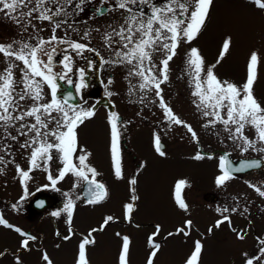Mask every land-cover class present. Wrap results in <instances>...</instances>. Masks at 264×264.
<instances>
[{
    "label": "flooded vegetation",
    "instance_id": "flooded-vegetation-1",
    "mask_svg": "<svg viewBox=\"0 0 264 264\" xmlns=\"http://www.w3.org/2000/svg\"><path fill=\"white\" fill-rule=\"evenodd\" d=\"M246 1L257 5L255 0ZM64 2L65 0H61V3ZM162 2L163 0H155L157 4ZM261 2L264 3V0H261ZM217 3L218 0H213L209 10L214 8ZM51 7L55 9L56 6L52 5ZM150 7L151 4L140 3L135 6V10L137 12L143 10L146 14L144 17L146 19L147 16L151 15ZM65 8L68 15H61L55 18L56 20L65 21L60 23L59 27H56L54 23L35 19L37 23H34L32 31L34 32V29L38 30V36L44 38L47 35L49 37L52 36L53 28H55L56 36H58L60 30H63L66 34L63 39L86 45V49L76 52L70 47V43L57 44V54L54 56V68L58 72L65 71L62 67L64 58L66 56L71 57L70 66L72 71L67 73L66 79H71L73 83L69 86L66 82L61 81L60 94L64 95L72 92L77 97L73 102L79 106L78 110L82 108L94 111V115L86 118L75 130L78 141L75 156L84 155L82 137L79 136L78 129L96 115H100L98 120L99 131H102L104 127L108 131V133L100 132L97 137L100 141L106 142V144L107 141L112 143L109 118L111 113H115L118 117L119 136L117 146L119 160L120 163L127 162L132 165V177L136 176L138 169L141 167L137 154L130 147V143L136 138H140L141 143L145 146H147V143L155 148V138L159 136L161 151L164 153L169 152L171 148H178L180 151L199 154L217 165L221 173L220 165L222 160L224 162L225 160L230 161L232 167L237 169L239 161L243 159H258L260 166L247 171H233V173H230L231 178L223 186H217L216 184L200 189L196 188L193 193L191 189H187V186L183 185L180 189V198L184 200L190 209L203 210L206 221L201 223L190 215L184 216L171 232L183 233L184 235L185 233L187 235L197 233L202 237H214L219 231H222L231 233L240 241H245L247 245L264 248V197L260 196L256 191V188L264 190V152L257 151L254 148L243 151L240 146L241 142L230 139L227 132H201V130L193 129L190 124L186 123L188 118L192 120L191 118H197L202 115V112L193 103L198 98L192 95L194 90L190 86V81L192 80L190 72L192 69L187 64L192 50L189 45L193 44L200 32L191 42H187L184 39L180 41L175 56L169 61L168 79L166 82L161 83V95H157L156 90L151 88V86V90L142 91L139 89V84L143 83V81L137 76L129 75L130 65L105 62L115 59L114 49L119 50L120 46L113 44L112 47H109L105 43L104 34L111 32L113 28L118 29L123 24V17L128 15L127 12L115 9L114 0H72L71 3L65 4ZM49 15H51V12ZM33 18L35 17L33 16ZM5 24L8 25L10 23ZM40 26L45 28V33L39 28ZM93 31L100 34L97 42L102 47L95 48L90 46V38ZM10 32L11 29L9 27L4 29L5 38L21 40L20 38L12 37ZM85 33H88L86 38L84 37ZM113 39L116 40L119 37H113ZM29 43L34 44L36 41L34 39V41ZM88 49H91V51ZM42 58L47 60L46 56ZM163 58V55L159 54H154L153 56L155 63L159 67H162L160 61ZM159 67L155 71L158 72ZM80 70H84L85 73V87L81 89L80 93H76L75 88L81 83ZM44 91L45 100L42 103H47L50 100L47 86H45ZM176 95H179L180 99H176ZM161 96L167 107L172 110V113L183 122L181 125L191 126L193 132L196 133L195 138L187 127H185L186 130L184 132H170L171 122L165 115L164 108L160 106ZM176 100L184 106L189 105L188 116L185 115L187 113L181 111L178 105L176 106ZM26 119L29 123L34 122L31 118ZM18 126L19 123L17 124ZM49 127H54V123H50ZM107 127H109V130ZM141 128L146 132H137ZM10 131H12L13 135L17 134L15 129ZM150 131L154 132L155 135L153 137L149 136ZM88 135L86 134V137ZM246 136L249 139H256L250 134ZM25 139L26 137L19 136L17 140L0 141V144L11 145L10 150L4 153V163L0 164V169H3L0 172V215L12 225L10 229L15 231L16 228H19L27 234L26 236H21L15 231L19 234V240L15 251L12 253H24L32 249L41 250L47 243L57 245L58 240L67 242L76 233L81 235L82 241L87 238L90 243H93L91 241H95V233L102 231L108 223H116L125 227L137 225L131 215H126L121 219L113 218L107 223H105L106 220H103L100 224L89 228L87 233H80L72 224L67 222V213L63 209L68 197L64 193H67L72 198L75 205L74 208L82 204L94 206L101 203L107 195L97 203H88L84 193V189L87 187L85 181H77V178L71 174H67L63 180H60L53 187L47 179L48 172L42 168L30 170L28 156L31 150H25L20 146ZM106 144L101 147L106 148ZM256 147H261L258 141ZM56 155L53 152L54 158L48 165L54 178L58 176V171L62 168V164L56 159ZM75 156L74 162H76ZM111 159L113 161V158ZM17 165L21 169L29 171L30 178L23 183L16 170ZM94 169L97 172L94 177L95 181L103 184L106 189V181L103 174L97 168ZM88 177L90 180L93 179L91 173H88ZM10 180H18L22 188H25V185L27 187L30 186V189L27 190V196H25V191L20 192L18 203L11 199V193L6 188V184ZM77 184L79 186H75ZM234 187L241 191L235 190ZM13 205L16 207L13 208ZM225 208L229 209V211H222ZM234 208L236 210L232 211ZM218 209L221 211H218ZM53 212H60V215L53 216ZM225 216L230 217L231 223L225 221L217 228V221L224 220ZM187 221H191L190 227L187 226ZM138 225H150L154 229L149 234V239L152 243L158 245L164 241L165 235H161V226L159 224L147 221ZM93 229H96V231H93ZM179 229H184V231L180 232L178 231ZM209 229H212V231L209 232ZM90 233L91 235H89ZM240 235L243 236V239L238 238ZM27 236H33L35 239L30 240L28 247L24 248L21 245L22 241L27 239ZM51 236L55 240L51 241ZM221 237L222 234L215 238H218L219 241L225 240V237ZM5 253H10V251L6 248L3 251L1 250L0 257Z\"/></svg>",
    "mask_w": 264,
    "mask_h": 264
},
{
    "label": "snow or ice",
    "instance_id": "snow-or-ice-1",
    "mask_svg": "<svg viewBox=\"0 0 264 264\" xmlns=\"http://www.w3.org/2000/svg\"><path fill=\"white\" fill-rule=\"evenodd\" d=\"M72 0H0V13H4L6 18H10L22 27L23 32H28L31 25L33 14L36 13L35 19L40 21H48L54 23L56 27L65 21L56 20V17L68 15L65 8L66 3ZM257 5L264 9V3L261 0H255ZM143 3L151 4V15L145 19L143 10L137 12L135 6ZM213 0H163L157 4L155 0H114V8L124 10L128 15L123 17V24L120 27L113 28L111 32H106L105 43L112 47L113 44H119V50L114 49V60L105 61L106 63H122L131 66L129 75L139 77L143 83L139 84L140 90H151L154 88L157 95H161L160 85L168 79L169 61L176 54V49L182 39L191 42L201 31L208 16V11ZM55 5V9L51 7ZM131 6V7H130ZM27 9V11H24ZM51 12V15L49 13ZM23 18V19H22ZM34 28V26H33ZM38 30L29 35V40L35 39L36 43L27 41H13L11 44H0V54L5 58L7 67L0 71V141L17 140L19 136L26 137L21 143V147L25 150H31L28 156L30 170L42 168L48 172L47 179L54 187L60 180H63L67 174H71L77 181H85L87 187L84 190L88 203H97L104 199L107 191L103 184L95 181L97 175L96 169L86 164L87 155L75 156L78 147L76 128L84 122L86 118L94 115L91 109L85 110L73 103L77 97L72 92L61 95L60 82H66L72 85L71 79H66L67 73L72 71L70 66L71 57H65L62 67L63 72H58L54 68V56L57 54V44L70 43V47L76 51L86 49V45L78 42H69L59 38L55 34L53 28L52 36L48 40L40 38L37 34ZM88 33L84 34L86 38ZM113 37H119L114 40ZM229 43L225 42L223 51H227ZM91 51V49H88ZM154 54L163 55L159 67L154 59ZM99 55V53H97ZM47 57L44 60L42 57ZM23 64L20 68V79H16L14 69L19 67L16 62ZM259 58L257 53H252L248 66V76L246 82L237 86L227 81L221 82L216 75L208 70L206 79H201L204 61L197 49L193 48L188 57L187 64L192 71L190 75L192 80L190 86L194 88L192 95L197 97L193 103L197 109L202 112L205 117H211L209 123L205 127L215 126L216 123L224 125V131L229 133V138L233 141H240L243 151L254 148L257 151L264 152V107H262L253 95V85L256 79V69ZM159 67V71H155ZM214 67V66H213ZM84 70H80L81 83L76 86V93H80L85 87ZM47 86L49 90L50 100H45L44 88ZM19 89V90H17ZM111 95V93H109ZM31 101V104L25 109V105L21 102ZM160 106L164 108L165 115L168 120L175 124L183 122L177 118L170 108L163 101L161 96ZM226 110V111H224ZM224 112V115L221 113ZM55 113V115H53ZM226 117V118H225ZM26 118H31L29 123ZM109 122L111 125V153L115 164V175L121 177V167L118 154V117L115 113L110 114ZM19 126L17 127V124ZM54 123V127L50 128L49 124ZM192 132L195 138L196 133L193 132L191 126L184 125ZM250 127L256 134V139H249L244 134V129ZM11 129H15L16 135H13ZM257 141L261 147L257 148ZM10 144H0V164L4 163V153L10 150ZM155 149L161 155H165L161 151L160 138H155ZM53 152L56 159L62 164V168L58 171V176L53 177L48 165L53 160ZM74 156L75 161L74 162ZM197 160L203 157L199 154L194 157ZM248 167H258L260 162H245ZM222 175L216 179L217 186L223 184L231 178V168L225 167L224 160L221 161ZM87 169V171H85ZM16 170L21 177V182H25L30 178L28 170H23L16 166ZM240 169H235L239 171ZM3 169H0L2 172ZM88 173H91L93 179H89ZM135 184L136 180L130 181ZM185 181H180L177 185L176 201L181 209L187 211V204L179 196V190ZM75 186H79L78 184ZM251 186V185H250ZM260 196L264 197V190L256 188ZM27 186L25 185V196H27ZM68 197L64 212L67 213V222L71 224L74 202L67 193ZM42 206V205H41ZM16 206L13 205V208ZM131 205L127 208L131 210ZM236 209H232L235 211ZM218 211H221L218 209ZM222 211H229L225 208ZM53 216H59L60 212H53ZM107 217V221L112 220ZM225 221H230V217L225 216L224 220H219L216 227ZM187 226H191V221L186 222ZM0 225L11 228L2 215H0ZM158 227V226H157ZM21 236L27 234L19 228L15 229ZM96 231V229H93ZM178 231L183 232L184 229ZM212 229H209L211 232ZM91 235V233L89 234ZM171 235V233L169 234ZM187 235V233H185ZM238 238L243 239L240 235ZM35 237L27 236L22 241V247L27 248L29 241ZM94 243V241H91ZM89 239L85 238L79 245L78 264H88L85 257V245L89 244ZM158 249L159 245H153ZM129 241L127 237L123 238V254L120 257L121 264H126V255L128 253ZM261 254H264V248H261ZM202 252V245L199 241L195 243L193 254L187 260L186 264H198V259ZM155 252L152 256H155ZM47 264L51 261L47 255L43 257ZM259 259V257H256ZM151 264V260L149 261ZM246 264H253L252 259H248Z\"/></svg>",
    "mask_w": 264,
    "mask_h": 264
},
{
    "label": "rangeland",
    "instance_id": "rangeland-1",
    "mask_svg": "<svg viewBox=\"0 0 264 264\" xmlns=\"http://www.w3.org/2000/svg\"><path fill=\"white\" fill-rule=\"evenodd\" d=\"M33 16L35 17V13ZM31 23L28 32L25 33L15 21L6 18L4 13H0V44L7 45L17 41L5 38L3 32L8 27L11 29L12 37L27 42L34 41V39L29 40V35L33 33L34 23H37L35 18ZM39 28L43 33L46 32L45 28L41 26ZM97 33L93 31L90 38V46L95 48L102 47L97 42L98 35H100ZM65 35V31L60 30L57 37L63 39ZM48 38H50L49 35L42 39L48 40ZM225 42L229 43L226 52L223 51ZM116 45L119 46V44ZM189 47L196 48L204 61L202 80L206 79L207 71L211 70L221 82L227 81L237 86L246 82L250 56L252 53H257L259 62L253 95L264 107V9L246 0H218L216 6L208 11L204 26L197 39ZM16 63L19 67L14 69V73L18 80L23 64L19 61ZM6 67L5 58L0 54V71ZM176 96V99H180L179 95ZM21 103L26 109L31 101ZM176 103V106L178 105L181 111L187 113L185 115L188 116L189 105L184 106L178 100ZM99 118L100 115L94 116L77 132L82 137V151L84 155H87L86 164L91 168H97L105 178L107 197L94 206L82 204L74 208L71 224L80 233H87L89 228L100 224L109 216L121 219L126 215H131L137 225L125 227L116 223H108L102 231L96 232L94 243L85 245V257L88 264H121L124 237H127L129 241L126 264H149L150 260L151 264H186L194 252L197 241L202 245L198 264H246L248 259H252L253 264H264V254L260 251L262 247L247 245L245 241H240L231 233L219 231L214 237H202L197 233L184 235L171 232L184 216L190 215L195 220L205 223L206 217L203 215V210L196 211L187 207L185 211L178 206L177 185L180 181H185L184 185L193 193L196 188L216 185L217 177L222 175L217 165L205 157L197 160L194 158L197 154L180 151L178 148H171L169 152L161 156L153 146L147 143L145 146L140 138H136L130 143V147L137 154L141 167L136 176L132 177V165L121 162V177L117 178L115 165L111 159V143L107 141L106 144L97 137L100 132L108 133L105 130L106 127L99 131ZM191 119L188 118L186 123L201 132H227L224 131V125L221 123H216L214 127H205L212 118L205 117L203 114ZM107 129L109 130V127ZM185 130L184 125L172 122L170 124V132H184ZM140 131L146 132L143 128L137 130V132ZM86 134L89 135L86 137ZM244 134H250L256 138L254 130L250 127L244 129ZM154 135V132L150 131L149 136ZM104 144L107 145L106 148L101 147ZM133 179L136 180L134 185L130 183ZM6 188L11 193V199L17 203L20 192L25 191L18 180H10ZM29 189L30 186L27 187V190ZM237 189L236 187L235 190ZM128 205L132 206L130 211L127 208ZM147 221L159 224L161 235H165L164 241L158 244V249L153 247L156 244L149 239V234L154 229L150 225H138ZM221 234V238L225 237V240L219 241L215 237ZM18 237L19 234L13 229L0 225V251L5 248L10 251L0 257V264H47V261L43 259L45 255L49 257L51 264H78L79 245L83 242L80 234H74L67 242L58 240L57 245L47 243L41 250L32 249L15 254L12 252L17 247ZM53 240L55 238L52 237L51 241ZM153 252L156 253L155 256H152Z\"/></svg>",
    "mask_w": 264,
    "mask_h": 264
},
{
    "label": "water",
    "instance_id": "water-1",
    "mask_svg": "<svg viewBox=\"0 0 264 264\" xmlns=\"http://www.w3.org/2000/svg\"><path fill=\"white\" fill-rule=\"evenodd\" d=\"M73 103H75V102H73ZM257 160L258 159H243V160L239 161L237 167H238V169H240L239 171H247L249 169L256 168V167H248V166H246L245 162L257 161ZM225 167L226 168H231V169H233V171H235V169H236V167H232V163L230 161H226V160H225ZM233 171L231 173H233Z\"/></svg>",
    "mask_w": 264,
    "mask_h": 264
}]
</instances>
